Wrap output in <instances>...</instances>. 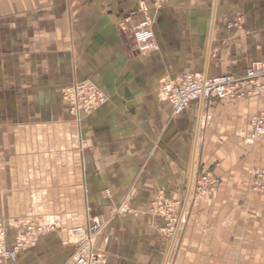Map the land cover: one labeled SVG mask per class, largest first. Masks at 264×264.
<instances>
[{"label": "crops", "instance_id": "1", "mask_svg": "<svg viewBox=\"0 0 264 264\" xmlns=\"http://www.w3.org/2000/svg\"><path fill=\"white\" fill-rule=\"evenodd\" d=\"M147 17L158 50L140 56L131 32ZM262 60L264 0H0L5 244L22 217L60 222L0 264H70L68 232L89 220L105 264H264V196L251 190L264 169L251 126L261 99H210L173 117L160 91L182 73L241 76ZM84 80L108 100L74 124L61 91ZM209 168L214 194L182 203L172 242L150 204L161 192L180 201Z\"/></svg>", "mask_w": 264, "mask_h": 264}, {"label": "built area", "instance_id": "2", "mask_svg": "<svg viewBox=\"0 0 264 264\" xmlns=\"http://www.w3.org/2000/svg\"><path fill=\"white\" fill-rule=\"evenodd\" d=\"M164 2L165 0H152V5L159 9ZM131 36L134 50L140 56H147L158 50L153 43L154 33L151 18L147 17L139 22L132 29ZM262 78H264V60L252 63L241 76L228 73L207 76L202 71L182 73L173 81L162 82L160 91L169 104L173 117L184 112L191 103H203L210 99L241 100L248 96L260 98L263 104L262 109L251 121L252 138L255 139L264 135V84L261 82ZM61 93L63 101L68 107L69 115L76 120L90 114L108 100L107 95L90 81L75 82L63 88ZM214 186L213 175L203 172L194 176L191 190L194 188L196 194L207 198L212 194ZM251 187L255 194L264 195V169L255 174ZM109 193L108 190L104 191L107 197L110 196ZM164 200L165 196L158 195L150 204V212L163 216V206H166ZM127 213L128 211L125 210L120 215L125 216ZM178 217L179 215L167 223L169 237H172L174 233ZM41 220L38 217H22L17 224L22 229L16 233L9 246L5 244L4 223L0 221V259L15 260L17 255L37 246L44 235L56 231L60 226L58 220L51 223L41 222ZM91 221L87 222V226L73 231L72 235L75 237L73 243L76 245V249L70 264H105V260L94 248V240L100 233L98 231L100 225L94 220Z\"/></svg>", "mask_w": 264, "mask_h": 264}, {"label": "rangeland", "instance_id": "3", "mask_svg": "<svg viewBox=\"0 0 264 264\" xmlns=\"http://www.w3.org/2000/svg\"><path fill=\"white\" fill-rule=\"evenodd\" d=\"M84 81H88V80H84ZM79 82H81V81H79ZM70 86V85H69ZM63 90V89H62ZM62 92V91H61ZM62 95V94H61ZM62 100H63V98H62ZM71 117V116H70ZM83 117L84 116H82V117H80V119H74V118H70L71 119V121L75 124H79L82 120H83ZM260 170H263V169H260ZM260 170H258V171H256L255 172V174H257ZM205 173H210V174H212L213 175V170H212V168H209L208 170H206L205 171ZM255 174H254V176H255ZM195 175H198V174H195ZM254 176L252 177V180H251V184H252V182H253V180H254ZM213 177L215 178V186H214V190L216 189V185H217V183H218V180H217V178L213 175ZM252 186V185H251ZM214 190H213V192H212V194L209 196V197H211L213 194H214ZM251 190H252V187H251ZM253 192V191H252ZM254 193V192H253ZM255 194V193H254ZM158 195H160V196H165L162 192L160 193V194H158ZM256 195H258V194H256ZM187 196V192H186V194H184V196L181 198V200L180 201H176V200H171V199H168V198H165V200H164V203L166 204V206H163V209H164V214H163V216L162 215H154V216H157L158 218H161L162 220H163V223H164V225L162 226V228H160L159 229V233L160 234H162L163 236H165L167 239H169L170 237H169V226L168 227H166L167 226V223H168V221H170V219H172V218H174V217H176V216H178L179 215V213H180V209H181V207H182V203L183 202H185V200H186V197ZM189 197H188V205H187V207L189 206V204H190V202L191 201H195V200H197V199H205V197H203V196H199L198 194H196V192H195V189L193 188V190H191L190 191V194L188 195ZM260 196H262V195H260ZM264 196V195H263ZM209 197H207V198H209ZM186 210H187V208H186ZM185 213H186V211H185ZM90 222H92L91 220H90ZM180 227H181V225H180ZM162 230V231H161ZM178 233H179V231H178ZM100 234V233H99ZM98 236V235H97ZM96 236V237H97ZM178 236V235H177ZM169 237V238H168ZM71 241L72 242H75V237L72 235V239H71ZM95 241H96V238H95V240H94V248H95ZM74 244V243H73ZM75 245V244H74ZM75 249H76V245H75ZM75 252V251H74ZM74 254V253H73ZM73 257V256H72ZM72 260V259H71Z\"/></svg>", "mask_w": 264, "mask_h": 264}, {"label": "bare ground", "instance_id": "4", "mask_svg": "<svg viewBox=\"0 0 264 264\" xmlns=\"http://www.w3.org/2000/svg\"><path fill=\"white\" fill-rule=\"evenodd\" d=\"M195 176V175H194ZM193 180H194V178H193ZM191 188H192V186H191ZM190 187H189V189H188V193H187V198H186V200H185V204H186V202H187V199H188V195L190 194ZM110 192V191H109ZM110 194V193H109ZM125 210H127L128 212H129V210H128V208H127V206H125V205H123V206H119L117 209H116V211L118 212V213H123V211H125ZM181 210V209H180ZM183 211H184V208H182V211H180V213H181V215H180V213H179V217H178V222H177V224H176V226H175V230H174V233L172 234V237H170V239L172 240V242L175 240V237H176V235H177V232H178V230H179V227H180V223H181V220H182V217H183ZM152 215H155L154 213H152V212H150ZM27 217H29V216H27ZM36 218L38 217V218H40V219H42L41 220V222L42 221H45V222H47V223H51L52 221H54L55 219L54 218H52L51 216H35ZM57 229H58V227H57ZM75 230H77V228H74V229H72V230H70L69 232H68V235H69V238L70 239H72V234H73V231H75ZM101 229L100 228H98V231H100ZM7 246V245H6ZM18 256V255H17ZM169 257V256H168ZM168 260V259H167ZM167 263V262H166Z\"/></svg>", "mask_w": 264, "mask_h": 264}]
</instances>
